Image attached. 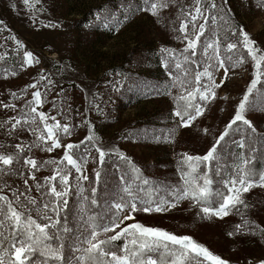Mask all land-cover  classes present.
Listing matches in <instances>:
<instances>
[{"label": "rangeland", "instance_id": "1", "mask_svg": "<svg viewBox=\"0 0 264 264\" xmlns=\"http://www.w3.org/2000/svg\"><path fill=\"white\" fill-rule=\"evenodd\" d=\"M133 3L129 0H39V3L31 0L30 6L23 0H0V55L9 57L15 67L9 76L0 75V124L12 117L19 118L22 109L17 105L22 99L31 100L32 92L40 90L45 97L40 110L70 125L71 135L65 136L62 143L80 145L75 155L81 163L87 160L83 174L87 175L89 156L98 155L91 143H80L89 135L106 153L134 155L159 164L171 159L174 152L178 155L201 153L222 125L233 118L244 88L253 78L254 64L245 63L230 71L223 85L215 89V99L209 100L207 115L199 117L191 127H180L173 101L179 90L168 88L162 95L144 98L126 88L120 67L130 61L131 51L139 42L137 52L146 57V62L140 65L141 71L161 74L169 86L171 79L164 76V64L158 54L162 48L185 47L178 39L177 30L184 18L183 11L191 10L194 5L184 4V0H169V7L161 10L159 16H153L139 11ZM232 6L254 47L264 51V10L242 7L238 0L235 3L233 0ZM83 17L86 21H78ZM25 52H31L39 63L25 64ZM41 76L47 79L41 81ZM222 76L223 70L215 72L217 83ZM48 80L52 83L48 84ZM38 81L37 89L27 87ZM4 104H14L15 109L4 108ZM251 115L255 116L246 110V118ZM257 118L264 126V116ZM10 127L5 124L0 128L5 139L25 145L35 140L26 130L17 129L9 134ZM63 154L61 148L52 153L42 151L40 155L59 160ZM73 174L74 181H84L81 173ZM34 183L29 179L32 196L36 193ZM18 185L13 192L26 191L24 183ZM249 193L250 198L260 194L264 199V188L256 187ZM192 207L189 205V209ZM184 209L189 210L186 206ZM32 215H37V211ZM134 217L135 220L127 223L140 222L178 236H190L228 264L264 262V233L252 237L246 226L229 236L219 233L216 226L211 231L212 224L200 218L187 219L188 215L165 214L163 218L154 216L153 220L144 217L143 221L135 214Z\"/></svg>", "mask_w": 264, "mask_h": 264}, {"label": "snow or ice", "instance_id": "2", "mask_svg": "<svg viewBox=\"0 0 264 264\" xmlns=\"http://www.w3.org/2000/svg\"><path fill=\"white\" fill-rule=\"evenodd\" d=\"M25 5L31 6V0H23ZM39 3V0H35ZM174 2V0H173ZM194 7L191 10L183 11L184 18L181 20L178 32V39L185 44L180 53L182 60L179 59L175 50L164 49L162 52L168 53L175 61V73H169L172 78L170 88L178 89L176 96L177 107L174 115L179 120L180 127H191L193 122L204 114V108L199 101H209L215 99V89L221 87L228 78V62L232 66L243 65L246 62L245 54H241L233 61L231 53L237 50L238 44L246 50V56L254 64L253 78L246 89L240 103L237 106L233 118L225 126V130L216 138L215 143L206 152L205 155L192 156L187 153L182 156V163L187 165V170L181 169L184 187L176 195L174 202L157 203L155 207L151 205V194L147 189H140L148 198L145 199L139 195L133 194V188L125 181L123 191L128 194V199L116 201L110 205L111 216L106 224L96 223V217L89 215L87 217L88 234L81 241V246L76 250L80 255L76 258L78 264H228L220 256L213 254L207 247L199 244L190 236H178L158 227L144 225L140 222L127 223L129 220H135L134 213L142 211L147 214L152 212H163L176 207L181 200H190L194 207L199 208V212L204 218L210 219L217 217L223 219L228 216L232 209L239 210L238 206H248L243 196L256 187L264 188V172L257 173L251 167L252 158L244 157L240 165L237 166L236 175L229 179L226 184V193L217 192L213 189V180L209 177L207 171H202L201 165H210L218 162L221 157L218 149L226 137L230 135V130L238 122H242L256 133V128L251 121L246 119V110L252 108L250 96L254 94L258 84H264V51L254 47V42L250 40L248 34L240 30L242 42L224 44L223 50L219 37L211 42L202 41L209 30L210 24L216 22L217 17L212 14V10L217 8L215 0H193ZM144 5L139 11L150 12L153 16H159L161 10L169 7V0H144ZM207 5V6H205ZM221 20L224 17H220ZM54 25H45L50 27ZM58 26V25H55ZM203 44V48L200 46ZM200 49L201 55L206 57L202 70H193L186 65L195 64L192 57L198 55ZM225 53L229 55L225 56ZM25 64L32 65L39 63L31 52H25ZM167 62L165 67H167ZM223 70V76L220 83L216 82L215 72ZM189 77H192L189 79ZM41 81L47 78L41 76ZM207 81L205 83L204 81ZM28 85V88L37 89V84ZM52 81L48 80V84ZM45 87L47 85H44ZM170 94V93H169ZM16 96V93H12ZM32 99L26 103V110H21L22 115L10 118L9 121L0 124H10L9 134L17 129L26 130L35 137L30 145L18 143L14 145L15 153L5 154L0 152V264H63V244H53L52 241H59V234H55L51 229H56L60 225L59 215L63 207L67 205L66 197L71 188L70 176L71 169L81 173V178L87 180L88 176L83 174L86 158L81 163L75 155V150L80 147L79 144H63L62 139L71 135V127L68 124H62L56 116L41 111L45 103L44 94L40 90L32 92ZM4 108L15 109L14 104H4ZM56 103L53 102V108ZM91 131V130H90ZM207 133V129L203 130ZM94 137L89 135L81 144L91 143L97 156V163L102 165L107 155L106 151L96 145ZM241 148L245 144L241 142ZM33 148L52 153L56 149H64V154L59 160L37 161L36 159L22 153L30 152ZM121 159H128L119 154ZM22 159V164H21ZM128 163L133 171L137 173L136 178L140 179L139 169L135 167L130 160ZM20 164L22 168H27L29 176L24 179L26 186L25 192H12V199L4 195V189L11 191L3 176L21 175L23 172L15 166ZM45 166H53L52 175L46 176L43 183L36 180L35 173ZM70 166V167H69ZM96 182L101 178V172H95ZM29 179L35 182V189L40 194V199L29 195L32 188L29 186ZM124 180V177H121ZM144 185L149 181L144 179ZM83 191V189H81ZM92 198L83 197L90 205H96L94 198L96 189H91ZM51 197L48 203L44 199ZM219 197V200L216 199ZM142 206H138L137 202ZM215 205V206H213ZM37 211V217L32 215ZM87 211V209H84ZM49 212L55 216L49 215ZM40 221H45L41 223ZM248 221L245 220L244 224ZM62 227V226H61ZM67 232V228H62ZM242 225H236V231L240 232ZM235 233H229V236ZM123 242L117 246V242ZM40 257V259H37ZM264 264V262H262Z\"/></svg>", "mask_w": 264, "mask_h": 264}, {"label": "trees", "instance_id": "3", "mask_svg": "<svg viewBox=\"0 0 264 264\" xmlns=\"http://www.w3.org/2000/svg\"><path fill=\"white\" fill-rule=\"evenodd\" d=\"M129 1L133 3L132 0ZM126 2L128 3V1ZM185 3L187 5H194L193 0H184V4ZM215 3L217 8L212 10V14L217 17V20L215 23L210 24L209 30L206 32L205 36L202 37V41L211 42L219 37L222 41L221 49L223 50L224 44L227 42H242L243 38L240 35V30L244 31V25L243 22L238 20L237 16H235V11L232 6L233 0H215ZM238 4L242 5V7L247 6L253 8V6H255L257 9L264 10V0H238ZM131 5H134L137 9L145 7L144 0H135V4L133 3ZM220 17H224V19L221 20ZM86 19V17H83L78 21L84 22ZM138 44L139 42H136L134 49L131 51L132 54L130 56V61L126 63V66L124 63L120 67L123 71L126 88L133 90V92H137L144 98L152 95H162L168 88L172 89L170 88L172 78L169 73L170 71L173 73L177 71L174 67L175 61L172 57H170L168 53L162 51L158 54V59L164 64V76H169L171 79L168 86L169 82L165 83L161 74H158L157 72L146 74L141 71L142 69L140 68V65H142L141 63L146 62V57L142 52H137ZM202 46L203 44H201L200 48ZM159 47L161 49L162 45H159ZM171 50H175L176 56L182 60L180 53L183 50V47ZM241 54H245V63H253L251 59L246 56V50L239 44L237 50H234L230 55H232L233 61H235ZM226 55L229 54L225 53V56ZM133 58L135 59L133 60ZM192 60H195L196 63L186 66L193 70H202L201 66L204 64L205 57L201 55L200 49H198V55L192 57ZM166 62L168 65L167 67H165ZM245 63L233 67L232 62H228L227 66L230 69L229 72L241 66H245ZM14 70L15 67L13 61H11L9 57L1 58L0 55V75L9 76ZM191 78L192 77H189V79ZM250 82L251 80L248 81L246 88H244V93L241 95L242 97ZM261 98H264V84H258L254 94L250 96L252 108L248 109V112L253 113L255 116L251 115L249 119L246 118L251 121L252 125L256 128V133L252 134L251 130L248 129L246 125L242 122H238L237 125H234L233 129L230 130V135L225 138L221 143V147L218 149V154L221 159L218 162H213L210 165H207V167L201 165L202 171H207L209 177L213 180L212 187L217 192L226 193L227 190L225 184L229 179L235 177L237 166L240 165L241 160L244 157L252 158L251 167L254 171L257 173L264 172V126L261 125L260 120H258L259 118H257L260 116L261 119V117L264 116V99L263 101H260ZM28 101L29 99H22L17 107L26 110L25 106ZM173 101L176 108V96L173 98ZM197 103L203 106L204 114L202 117H204L207 115L206 112L210 110L211 103L210 101H199V99L197 100ZM229 121L230 120L222 125L219 129L218 135L211 140L201 153L192 156L202 157L205 155L215 143L216 138L225 130V126ZM196 123L197 120H195L192 125ZM241 142L245 144L244 148L239 146ZM14 145H16V141L5 139L2 129V132H0V152H4L5 154L15 153L16 149L14 148ZM41 153L42 151L40 149L33 148L30 152L22 153L21 156L23 157L24 155H27L37 161H47L48 158L42 157L40 155ZM97 156L98 155L96 154L89 156L90 161L87 171V180H84L81 183L74 181L76 175L73 174L75 171L71 169V188L66 197L67 205L63 207L60 212V225L57 226L56 229H51L53 233L59 234L60 236L58 242L52 241V243L54 245L57 243L63 244V264H78L76 258L80 253L77 252L76 249L81 246V241L88 234L87 217L89 215L95 216L96 223L106 224L109 222V217L111 216L110 205L121 200V198L125 200L129 198L128 194L122 190L125 186V181L132 186L134 195H139L145 199L148 197L145 196V193L141 192L140 189H147L151 194L150 198L154 202L151 205L152 207H155L157 203L163 204L164 202H174L176 195L184 187V182L181 178V169L187 170V165L182 163L183 154L178 155L174 152L171 159H168V161L163 164H159L156 161H143L138 156L134 155H124V157L128 159H121L120 155L107 153L103 164L100 165L97 163ZM128 160L139 169L140 179L136 178L137 173L133 171ZM15 167L23 172V176L7 175L2 177V180L6 181V183L11 186V191H9L8 188H5L3 192V194L7 195L10 199L13 198L11 193L18 189V183L23 184L24 179L29 176L27 168H22L20 164H17ZM52 167L53 166H45L41 168L40 171L36 172V180L43 183L44 177L52 175L50 172ZM97 170L101 172V178L98 182H96L95 177V172ZM121 177H124V180H121ZM144 179L149 181L147 185L143 184L142 181ZM93 187L96 189L94 197L97 200L96 205H90L83 199V197H89V200L92 198L91 189ZM81 189H83V191H81ZM259 196L260 194L250 198V193H245L243 199L248 206L245 208L243 205H239L238 211L237 209H232L231 213L223 219L214 217L210 219L204 218L203 214L199 212L198 207H192L189 209V205H193L190 200H181L176 207L170 208L168 211L159 213L152 212L151 214L138 211L134 214L142 221L144 220V217L153 220L154 216L164 217L165 214H174V216L188 215V217H186L187 219L197 220L200 218L205 223L212 224L210 225L211 231L214 232V226H216L219 233L225 232L227 235L230 232L235 233L236 225L242 224V226H246L248 231L252 234L251 236L254 237L264 233V199H261ZM35 197L40 199V194L37 191ZM216 199L219 200V197H216ZM50 200L51 197H47L43 202L48 203ZM137 203L138 206H142L139 201ZM185 206L188 207L189 210L184 209ZM84 209H87V211ZM49 215L55 216V214L51 212H49ZM33 216L37 217V215ZM245 220L248 221L247 224H244ZM40 222L44 223L45 221ZM213 223L217 224L214 225ZM62 228H67L68 231L65 232ZM217 236H219V234H217ZM122 243V241L117 242V246ZM37 259H40V257H37Z\"/></svg>", "mask_w": 264, "mask_h": 264}]
</instances>
